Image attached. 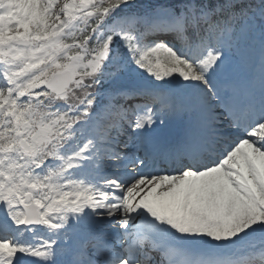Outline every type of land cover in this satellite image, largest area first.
I'll return each instance as SVG.
<instances>
[{
    "label": "snow or ice",
    "instance_id": "1",
    "mask_svg": "<svg viewBox=\"0 0 264 264\" xmlns=\"http://www.w3.org/2000/svg\"><path fill=\"white\" fill-rule=\"evenodd\" d=\"M0 264H264V0H0Z\"/></svg>",
    "mask_w": 264,
    "mask_h": 264
}]
</instances>
